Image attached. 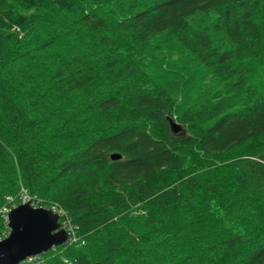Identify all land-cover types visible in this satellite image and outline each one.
Listing matches in <instances>:
<instances>
[{"label":"trees","instance_id":"16d2710c","mask_svg":"<svg viewBox=\"0 0 264 264\" xmlns=\"http://www.w3.org/2000/svg\"><path fill=\"white\" fill-rule=\"evenodd\" d=\"M24 187L77 242L19 264H264V0H0V209Z\"/></svg>","mask_w":264,"mask_h":264},{"label":"water","instance_id":"95a60500","mask_svg":"<svg viewBox=\"0 0 264 264\" xmlns=\"http://www.w3.org/2000/svg\"><path fill=\"white\" fill-rule=\"evenodd\" d=\"M174 131L181 125L171 120ZM113 159L120 158L115 154ZM10 233L0 240V264H19L25 259L46 252L68 239L61 228L59 214L47 208H35L22 203L9 212Z\"/></svg>","mask_w":264,"mask_h":264},{"label":"built area","instance_id":"2783aa9c","mask_svg":"<svg viewBox=\"0 0 264 264\" xmlns=\"http://www.w3.org/2000/svg\"><path fill=\"white\" fill-rule=\"evenodd\" d=\"M10 200H14L12 197L10 198ZM25 203L28 202L30 203L32 206L34 207H45V208H50L52 209L54 212L58 213L61 219V223H62V227L65 228L70 236V239L72 240H77V237H75V235H72V231L74 229L71 220L69 219L66 210L59 204H49V205H45L42 204L41 202H39L34 196H32V194L24 187L21 190V193L18 195L17 199H15L14 201H12L11 205H6L3 206L0 209V212L2 214V216L4 217L5 221L8 224V215L10 210L17 205V203ZM9 232V228L8 230H4L3 234L0 236V239H2L3 237H5ZM72 235V236H71ZM35 256H31L28 259L29 260H33Z\"/></svg>","mask_w":264,"mask_h":264},{"label":"bare ground","instance_id":"6f19581e","mask_svg":"<svg viewBox=\"0 0 264 264\" xmlns=\"http://www.w3.org/2000/svg\"><path fill=\"white\" fill-rule=\"evenodd\" d=\"M69 240H71L70 239V236L68 235V239L66 240V242H68ZM66 242H64L63 244H65ZM71 242H73V243H76L77 242V240H72ZM63 244H61V245H63ZM61 245H56V246H61Z\"/></svg>","mask_w":264,"mask_h":264}]
</instances>
